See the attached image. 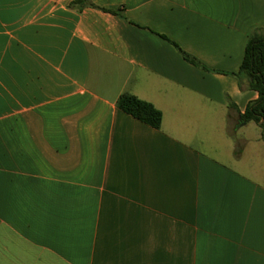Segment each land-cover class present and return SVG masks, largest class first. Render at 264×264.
<instances>
[{
	"label": "crops",
	"instance_id": "obj_1",
	"mask_svg": "<svg viewBox=\"0 0 264 264\" xmlns=\"http://www.w3.org/2000/svg\"><path fill=\"white\" fill-rule=\"evenodd\" d=\"M89 1L0 0V264H264V0Z\"/></svg>",
	"mask_w": 264,
	"mask_h": 264
},
{
	"label": "trees",
	"instance_id": "obj_2",
	"mask_svg": "<svg viewBox=\"0 0 264 264\" xmlns=\"http://www.w3.org/2000/svg\"><path fill=\"white\" fill-rule=\"evenodd\" d=\"M84 1L85 4L93 5L89 0ZM184 56L193 64L201 65L195 57L185 52ZM234 75L241 86L246 82L250 89L259 93L258 99L248 104L245 113L242 115L243 120L259 123L264 129V28H257L251 33L240 70ZM117 105L121 110L142 122L154 128L161 127L163 113L151 102L132 94H123L118 99Z\"/></svg>",
	"mask_w": 264,
	"mask_h": 264
}]
</instances>
